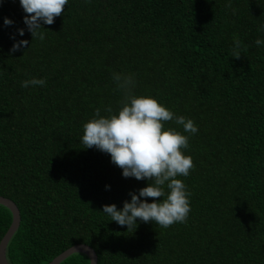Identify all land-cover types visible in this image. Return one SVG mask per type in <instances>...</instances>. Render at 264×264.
<instances>
[{
    "label": "trees",
    "instance_id": "1",
    "mask_svg": "<svg viewBox=\"0 0 264 264\" xmlns=\"http://www.w3.org/2000/svg\"><path fill=\"white\" fill-rule=\"evenodd\" d=\"M25 15L19 0H0V195L20 213L9 264H47L79 243L97 264H264V0H68L44 41ZM20 40L29 44L10 53ZM114 72L198 128L164 123L189 138L194 167L177 177L191 193L186 223L138 218L128 231L103 213L149 184L80 142L96 108L118 114ZM32 78L46 84L21 86ZM11 221L0 203V241ZM89 263L74 252L59 264Z\"/></svg>",
    "mask_w": 264,
    "mask_h": 264
},
{
    "label": "clouds",
    "instance_id": "2",
    "mask_svg": "<svg viewBox=\"0 0 264 264\" xmlns=\"http://www.w3.org/2000/svg\"><path fill=\"white\" fill-rule=\"evenodd\" d=\"M26 13L24 24L33 39L44 41L43 25H52L56 17L62 15L68 0H19ZM226 7L231 8L229 2ZM233 9V14H235ZM13 21L4 19L6 26ZM20 36L24 29H18ZM15 39V36L11 37ZM32 39V40H33ZM232 57L241 56V41L234 36ZM257 46L264 41L257 39ZM29 41L20 40L13 44L10 53L27 46ZM112 79L116 89L122 92L118 114L108 106L104 110L108 116H101V109H95V117L83 124L81 143L84 148H93L107 153L111 162L122 169L125 178L148 180L146 187L130 192V201L123 202V208L115 204L104 205L103 213L120 226H127L128 231L137 227V219L144 223L155 222L167 229L174 223H186L190 208L186 185L177 177H187L194 167L192 158L185 156L182 149L189 147V138L175 129L164 128V123L175 121L182 125L189 134H196L198 128L194 121L184 116H176L171 110L161 105L151 96H137L133 93L135 79L132 74L113 73ZM46 80L32 78L21 82L22 87L44 86ZM109 186H106V189ZM165 188L168 190L165 191ZM163 200L157 199L162 198ZM141 198H144L143 200ZM148 198H153L149 203Z\"/></svg>",
    "mask_w": 264,
    "mask_h": 264
},
{
    "label": "water",
    "instance_id": "3",
    "mask_svg": "<svg viewBox=\"0 0 264 264\" xmlns=\"http://www.w3.org/2000/svg\"><path fill=\"white\" fill-rule=\"evenodd\" d=\"M0 203L7 206L11 212H12V221L7 229L6 233L4 234L3 238L0 241V264H9L6 257V247L7 244L14 234V232L17 230L20 224V213L17 205L15 202L7 197L0 195ZM74 252H84L89 256L90 263L89 264H97V254L94 251L92 247L89 245L79 243L75 244L64 251H62L60 254L55 256L51 261H49L47 264H59L61 261H63L66 257L71 255Z\"/></svg>",
    "mask_w": 264,
    "mask_h": 264
}]
</instances>
